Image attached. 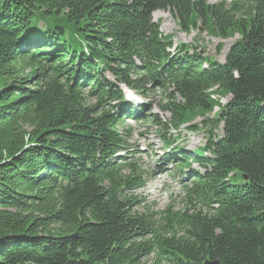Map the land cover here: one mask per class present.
I'll use <instances>...</instances> for the list:
<instances>
[{"label": "trees", "instance_id": "1", "mask_svg": "<svg viewBox=\"0 0 264 264\" xmlns=\"http://www.w3.org/2000/svg\"><path fill=\"white\" fill-rule=\"evenodd\" d=\"M166 10L185 31L199 21L240 40L223 62L174 48L153 21ZM155 89L171 115L153 121L161 130L186 115L221 127L192 152L163 136L168 165L199 171L185 210L159 221L134 211L146 184L139 160L115 158L127 151L125 118L144 121L149 108L126 92ZM215 95L231 97L216 115ZM151 257L264 264V0H0V264Z\"/></svg>", "mask_w": 264, "mask_h": 264}, {"label": "rangeland", "instance_id": "2", "mask_svg": "<svg viewBox=\"0 0 264 264\" xmlns=\"http://www.w3.org/2000/svg\"><path fill=\"white\" fill-rule=\"evenodd\" d=\"M205 1L210 5L221 2V0ZM153 21L160 28V36L164 40L171 42L174 48L181 45H186L191 49L197 48L198 51H205L208 57H212L219 62H223L229 49L240 40L239 35H233L226 39L220 38L209 29H206L199 21L195 22L196 24L190 23L188 25L189 30L185 31L170 10L154 13ZM174 48L171 50L172 52ZM166 95L162 90L155 89L150 94L140 96V98L132 101L134 105L136 104V106L141 108H144L147 104L149 105L147 111L141 113L145 120L136 121L138 118L131 120L127 118L123 126L124 132L120 128V131L124 133L130 152L134 151V157L139 160L143 176H148L149 179V181H146L147 185L133 192L137 200L134 211L139 215H153L152 219L154 221H159L161 218L157 214L168 209L174 212L185 210L187 197L185 187L188 185L189 176L193 172L199 171L196 164L191 167L192 174L190 175L179 172L173 166H168L165 161L166 155L170 151L164 148L163 136L165 135L175 145L179 144L187 151L192 152L197 148H204L210 137H219L221 135V127L213 130V126L204 124V119L190 115H186L188 123L184 124L181 129L169 128V130H161L160 126L154 124L153 121L156 120L163 124L171 120L170 113L161 109V106L166 104ZM212 99L217 102L213 111L216 115L221 106L230 102L231 97L215 95ZM211 116L212 114L208 117L210 118ZM188 126L196 127L198 130L188 131L186 129ZM124 173L127 172L125 171ZM196 206L199 207V205ZM164 225V222H161L156 227ZM154 263L152 257L145 260V264Z\"/></svg>", "mask_w": 264, "mask_h": 264}, {"label": "bare ground", "instance_id": "3", "mask_svg": "<svg viewBox=\"0 0 264 264\" xmlns=\"http://www.w3.org/2000/svg\"><path fill=\"white\" fill-rule=\"evenodd\" d=\"M46 13V12H45ZM86 150V149H85ZM78 157V156H77ZM68 161V160H67ZM68 163V162H67ZM47 166V165H46ZM96 168V167H95ZM69 179V178H68Z\"/></svg>", "mask_w": 264, "mask_h": 264}, {"label": "water", "instance_id": "4", "mask_svg": "<svg viewBox=\"0 0 264 264\" xmlns=\"http://www.w3.org/2000/svg\"><path fill=\"white\" fill-rule=\"evenodd\" d=\"M245 181H247V180L245 179Z\"/></svg>", "mask_w": 264, "mask_h": 264}]
</instances>
